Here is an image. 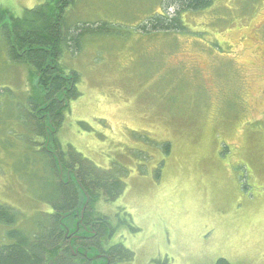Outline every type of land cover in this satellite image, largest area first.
<instances>
[{
  "label": "rangeland",
  "instance_id": "rangeland-1",
  "mask_svg": "<svg viewBox=\"0 0 264 264\" xmlns=\"http://www.w3.org/2000/svg\"><path fill=\"white\" fill-rule=\"evenodd\" d=\"M45 1L0 0V11L24 22ZM166 3L46 4L58 27L91 25L58 59L78 81L75 98L56 108L52 135L25 112L28 97L36 108L47 100L37 74L8 61L0 38V91L8 90L0 96V204L17 220L0 225V245L12 229L47 223L42 148L67 165L70 147L124 184L115 202L94 210L134 228L120 222L110 242L132 253L128 264H264V0H214L181 13L179 31L142 30ZM38 128L32 147L27 134Z\"/></svg>",
  "mask_w": 264,
  "mask_h": 264
},
{
  "label": "trees",
  "instance_id": "trees-1",
  "mask_svg": "<svg viewBox=\"0 0 264 264\" xmlns=\"http://www.w3.org/2000/svg\"><path fill=\"white\" fill-rule=\"evenodd\" d=\"M57 0L45 1L44 6L27 11L26 20L5 12L9 19L5 21L0 11V38L6 43L8 61L23 62L33 67L37 74V90L46 96L42 108L33 98L27 99L24 107L26 115L34 120L45 122L44 134L52 135L55 131L54 118L56 108L67 105L69 99L76 96L77 75L71 71L68 75L61 73L58 59L63 47L73 49L83 36L91 34V25L75 26L73 30L61 27L58 19L52 17L54 12L46 9V4H54ZM72 0H68V4ZM214 0H167L163 10L152 16L143 25L142 30L151 32H173L181 29L180 15L184 12H195L206 9ZM172 12H168L169 10ZM53 18V23L50 21ZM38 25V27H36ZM90 29V30H89ZM43 33V34H42ZM36 37H38L36 39ZM51 38V45L47 39ZM40 39L43 42L39 41ZM24 40H27L24 43ZM7 91V92H6ZM10 94V92H9ZM8 96V90L0 91V96ZM1 101V99H0ZM1 107V104H0ZM20 108V107H19ZM55 110V111H54ZM31 121V120H30ZM30 135L26 141L31 146L39 145L40 129ZM51 133V134H50ZM34 139V140H32ZM169 145L166 144V149ZM43 169L50 178L41 179L43 186L50 192L41 197L49 202L52 212L47 223H33L28 231L12 229L7 233L10 242L0 245V264H128L132 253L121 243L111 245L110 242L121 227L111 224L107 215L94 210L99 201L105 204L115 202L124 190L119 178L109 172L99 171L87 162L83 156L68 147L70 163L64 165L58 155L42 148ZM66 167H64V166ZM16 215L12 209L0 204V225L12 227L16 224ZM130 231L134 228L122 222ZM217 264H227L219 260Z\"/></svg>",
  "mask_w": 264,
  "mask_h": 264
}]
</instances>
